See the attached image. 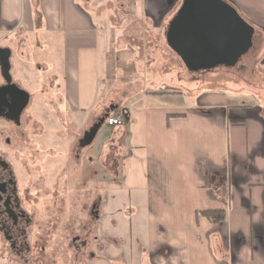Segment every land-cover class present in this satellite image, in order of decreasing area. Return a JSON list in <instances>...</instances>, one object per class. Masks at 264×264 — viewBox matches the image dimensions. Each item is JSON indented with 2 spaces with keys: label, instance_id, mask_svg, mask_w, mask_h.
<instances>
[{
  "label": "crops",
  "instance_id": "obj_1",
  "mask_svg": "<svg viewBox=\"0 0 264 264\" xmlns=\"http://www.w3.org/2000/svg\"><path fill=\"white\" fill-rule=\"evenodd\" d=\"M114 1L143 23L169 26L184 0ZM225 1L255 28L239 66L251 69L248 83L155 92L161 78L153 79L103 114L107 50L119 39L112 21L101 30L83 0H0V47L11 58L16 50L33 57V41L41 49L57 42L62 68L50 88L67 123L88 115L79 144L108 111L125 116L110 126L101 161L115 153L110 186L138 207L147 243L137 264H264V0ZM96 202L98 219L103 199ZM208 209L224 210L225 219L212 223L200 213Z\"/></svg>",
  "mask_w": 264,
  "mask_h": 264
},
{
  "label": "rangeland",
  "instance_id": "obj_2",
  "mask_svg": "<svg viewBox=\"0 0 264 264\" xmlns=\"http://www.w3.org/2000/svg\"><path fill=\"white\" fill-rule=\"evenodd\" d=\"M83 2L94 11L101 30H106L105 19L108 17L115 34L119 36L118 42L107 50V55H110V93L106 96L103 114L111 104L128 98V91L130 95L137 93L144 81L148 83L161 78L155 92L171 86L184 91V88L197 89L202 86H241L250 81L251 69L242 72L239 67L241 63L233 67L219 65L210 70L190 71L168 46L165 38L167 25L143 23L132 16V9H124L121 3L114 0ZM56 45L57 42L50 48L41 49L33 41V57L22 56L19 50L14 52L11 58L13 80L29 92L32 99L19 129L0 122V142L11 139L12 154L17 157V165L25 166L28 159L37 161L33 166L41 168L42 172L36 173L35 179L40 176L45 178L46 188L56 186L58 198L64 200L59 215L54 208L58 206L57 199H54L56 196L50 194L40 199L37 220L42 223V229L35 228L32 235L34 239L43 235L47 249L44 254H36L30 264H89L92 259L90 252L97 257L93 264H118L121 261L137 264L147 243V233L137 214L138 207L128 192L115 191L110 186L115 153H111L108 162L101 161L105 142L112 138L113 127L105 123L94 141L83 148L79 163L83 167L82 173L80 178L73 176L72 150L78 149L79 139L83 136L80 129L88 115H77L79 122L74 125L67 123L59 113L58 93L50 88L53 73L58 71L61 74L62 68ZM249 60L252 64L256 59ZM2 81L0 75V83ZM106 93L105 89L100 101L104 100ZM131 101L132 98L127 99L126 103ZM30 153H33V157H30ZM88 159L91 160L90 166ZM43 178L36 184L37 187L43 185ZM91 178H94L92 184ZM97 196L103 199L98 219L90 215V205ZM45 206L50 207L49 218L43 209ZM83 239L88 241V247L82 253H77L76 246ZM10 260L9 256L4 259L0 256V264Z\"/></svg>",
  "mask_w": 264,
  "mask_h": 264
},
{
  "label": "water",
  "instance_id": "obj_3",
  "mask_svg": "<svg viewBox=\"0 0 264 264\" xmlns=\"http://www.w3.org/2000/svg\"><path fill=\"white\" fill-rule=\"evenodd\" d=\"M255 28L225 0H184L166 31L168 46L190 71L233 67L253 48ZM12 52L0 47V119L20 123L31 95L13 80ZM101 117L84 135L81 147L90 145L109 116Z\"/></svg>",
  "mask_w": 264,
  "mask_h": 264
},
{
  "label": "flooded vegetation",
  "instance_id": "obj_4",
  "mask_svg": "<svg viewBox=\"0 0 264 264\" xmlns=\"http://www.w3.org/2000/svg\"><path fill=\"white\" fill-rule=\"evenodd\" d=\"M249 53L241 57L236 65L240 63L242 65ZM4 84L5 82L2 81L0 86ZM26 110L22 113L19 124L6 118H1L0 122L4 121L19 129ZM12 149L13 145L10 138L0 142V256L1 258L9 256L14 264H30L36 254H44L47 249V241L43 240V235H39L35 239L32 235L35 228L42 229V223L37 220L39 212L37 206L40 199L50 194L51 196H56L54 199H57L58 206L54 208H56L59 215L63 210L64 200L63 198H58L56 186H53L52 189L46 188L45 178L40 176L35 179L36 173L42 172L41 168L37 169L33 166L37 161L28 159L25 166L19 167L17 165V157L12 154ZM83 150L80 144H78L77 150H72L71 158L74 161L72 168L74 169L73 176L75 178H80L83 170L79 164ZM30 157H33V153H30ZM87 164L90 166V159H88ZM41 178L44 179L43 185H38L39 187H37L36 184ZM49 208L48 206L43 208L48 218L50 216ZM96 208L97 202L95 201L90 205V215L97 216ZM87 247L88 241L81 240L80 244L76 246L77 253H82ZM90 255L92 258L94 257L93 252H90Z\"/></svg>",
  "mask_w": 264,
  "mask_h": 264
},
{
  "label": "trees",
  "instance_id": "obj_5",
  "mask_svg": "<svg viewBox=\"0 0 264 264\" xmlns=\"http://www.w3.org/2000/svg\"><path fill=\"white\" fill-rule=\"evenodd\" d=\"M170 89L171 88H167V90H170ZM172 90L175 91V89H173V88H172ZM200 213L202 215H204L205 217H207L212 223L222 222L226 217V213L222 209H208V210H203ZM5 264H14V263H12V261L10 260L9 262H7Z\"/></svg>",
  "mask_w": 264,
  "mask_h": 264
},
{
  "label": "built area",
  "instance_id": "obj_6",
  "mask_svg": "<svg viewBox=\"0 0 264 264\" xmlns=\"http://www.w3.org/2000/svg\"><path fill=\"white\" fill-rule=\"evenodd\" d=\"M106 123L109 126L113 127H121L125 124V116L123 113L121 114H114L111 113L107 118H106Z\"/></svg>",
  "mask_w": 264,
  "mask_h": 264
}]
</instances>
